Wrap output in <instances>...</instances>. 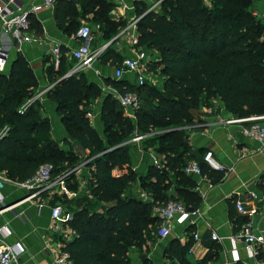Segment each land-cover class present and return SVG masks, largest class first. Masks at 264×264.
I'll return each instance as SVG.
<instances>
[{
	"label": "trees",
	"instance_id": "1",
	"mask_svg": "<svg viewBox=\"0 0 264 264\" xmlns=\"http://www.w3.org/2000/svg\"><path fill=\"white\" fill-rule=\"evenodd\" d=\"M254 1L161 0L157 9L147 12L144 3L135 1L139 18L134 47L156 53L152 60L146 59V70L149 62L148 68L162 77V83L138 85L102 77L104 85L118 93L137 95L134 119L84 71L67 75L72 63L69 48L60 45L57 64L51 55H43L44 73L52 84L45 95L56 105L65 133L63 143L75 141L91 153L85 163L86 194L71 199L54 194L49 201L51 206L62 204L64 213L71 214L63 231L54 235L70 264H132V252L148 250L157 237L161 221L152 215L155 206L178 200L187 210H196L200 204L196 193L178 190L177 197L166 193L171 175L184 177L188 161H196L201 175L211 183L224 177L225 171L209 167L201 150L192 148L184 127L194 123L196 110L211 106L213 100L222 101L232 118L264 115V20L255 15ZM114 7V0H55V25L63 35L76 37L81 21L90 19L97 28L94 33L104 41L111 40L126 25L125 19H112ZM28 18L31 29L41 35V24L32 14ZM114 41L97 56L101 65H121L123 55L113 46ZM38 85L21 52L7 73L0 72V129H6L0 138V173L17 182L31 178L44 163L52 166L54 177L79 164L72 148L63 149L52 136L39 98L32 99ZM99 99L102 134L90 119ZM136 136L162 156L141 177L130 160L131 140ZM64 181L69 191L77 190L74 172ZM137 181L151 201L133 192ZM258 187L264 194V173ZM233 217L238 229L248 220ZM189 248V242L174 239L164 252L180 264H191L186 259ZM257 258L264 262L263 255Z\"/></svg>",
	"mask_w": 264,
	"mask_h": 264
},
{
	"label": "crops",
	"instance_id": "2",
	"mask_svg": "<svg viewBox=\"0 0 264 264\" xmlns=\"http://www.w3.org/2000/svg\"><path fill=\"white\" fill-rule=\"evenodd\" d=\"M20 2L29 5L30 3L39 4L41 0H20ZM134 2L133 0H114L115 7L111 11L112 19H125L128 26L131 18L136 16ZM253 10L255 15L264 20L263 0H255ZM32 15L42 26L41 35H37L34 31L35 35L41 38L40 42L23 43L19 50H15L10 38L0 32V45L8 49L9 54L5 73L8 72L9 65L17 53L21 52L37 77L39 84L36 89L39 93L37 98L44 107L42 114L49 117L52 136L63 149L71 147L77 155L81 153L86 156L88 149L82 150L79 143L75 141L69 144L63 143L65 133L60 123V116L56 114V105L50 102L45 95V91L52 84L44 73L42 62L45 50L50 44L58 43L73 50L78 45V39L75 36H65L57 29L53 16V4L44 5L41 10ZM127 32L128 34L136 33V30L129 29ZM125 37H127L126 34L113 39L115 40L113 46L120 54L125 56L131 53L128 56H132L137 48L133 47L131 51L130 45L119 46L121 41H125ZM101 46L103 45L98 44V47ZM70 69L71 67L68 68V73ZM113 69L114 66L101 65L97 62L94 68L84 72L103 90H112L113 88L104 85L102 77H111ZM121 80L133 84L134 76L126 75ZM211 103L209 107L202 106L196 110L194 123L185 126L184 129L189 131V143L192 148L200 149L201 156L207 150L212 151L217 162L225 167V175L220 181L211 183L202 175L185 174L184 177H177L172 174L171 184L166 190L167 195L177 197L178 190L196 193L200 197L198 214L193 216L192 224L174 220L171 223L170 236L163 239L156 237L154 242L149 243L148 250L133 251L132 264H143L144 260L149 261V264H180L164 252L169 242L174 239L181 244L190 243L186 259L191 264H264L258 258L249 256L242 240L236 238L240 229H238L239 225L236 227L234 224L236 219L233 217L235 214L242 220L249 219L245 212L239 213L236 210V202H241L246 211L255 207L256 213L251 217L254 228L264 234V194L258 187L259 178L264 173V144L242 134L244 122H228L232 114L224 108L222 101L213 100ZM90 118L93 119L95 123L93 126L98 132V128L103 130L99 110ZM130 160L138 176L141 177L147 167L156 166L155 160L161 161L162 156L141 142L134 144L130 149ZM74 173L77 180L82 182L78 189L69 191L65 188L54 194L66 195L69 199L85 194L88 167L84 163L78 164ZM5 178L0 188V195L3 198L0 202V227L5 226L8 230V235L4 239L6 243L18 242L23 247V253L14 264H56L55 246L57 242L54 235L59 233H54L51 228L53 221L50 218L51 205L49 203L54 194L52 195L49 191L29 197L30 193L21 188L17 181L6 176ZM132 187L135 189L134 192L144 197L145 200L151 201V197L146 195L138 181ZM251 193H254L255 197H252ZM152 215H154L153 210ZM195 232L199 234L198 239L193 237ZM213 233L219 236L217 240L212 238ZM232 236H235L234 241L230 238ZM67 237L71 238L69 232H67ZM233 249L237 251V259H234L232 255ZM141 256L146 257L142 259Z\"/></svg>",
	"mask_w": 264,
	"mask_h": 264
},
{
	"label": "built area",
	"instance_id": "3",
	"mask_svg": "<svg viewBox=\"0 0 264 264\" xmlns=\"http://www.w3.org/2000/svg\"><path fill=\"white\" fill-rule=\"evenodd\" d=\"M144 3L147 6V11L155 10L159 7L161 0H133ZM55 0H41L39 4L30 3L29 5L20 2V0H0V32L10 38L13 43L12 46L15 50L20 49V45L23 43H37L40 42L41 38L36 36L34 30L31 29L30 21L28 18L29 14L35 13L42 9L44 5H52ZM264 3V0H263ZM139 17L133 16L130 20V24L123 28L128 31L129 29H135L136 22ZM129 42L134 47L137 43L136 33L133 32L129 34ZM76 37L78 39V45L73 50H70L68 58L70 61L74 62L75 66L68 73V75L73 74L78 71H85L87 69L94 68V63L99 53L106 47L102 46L98 49H93L92 47V32L87 24L80 26ZM46 54L51 55L55 64L58 63V57L60 53V44L52 43L46 50ZM8 49H5L0 45V72L6 71L8 67ZM146 52L141 48H137L134 55L127 56L123 58L121 65L114 67L113 69V79L121 80L126 75H133V84L141 85L146 79ZM120 102L124 114L132 119L135 118V111L139 107V100L135 93L124 92L118 93L115 89L110 90ZM34 96L32 99L37 98ZM32 99L28 100L26 103H30ZM229 123L234 122H249V126L242 127V134L252 140L264 144V115L251 116L242 119L231 118ZM6 129H0V138L5 134ZM140 136H136L138 138ZM203 161L212 169L224 171L225 167L218 163L215 159L213 152L210 150L205 151L203 154ZM154 164L158 165L155 160ZM183 172L186 175H198L201 176L200 165L192 160L188 161ZM71 171H64L62 174L54 177L52 176V166L50 164L44 163L38 167L34 175L25 180L24 182H18V185L27 190L30 195L29 197L36 196L41 192H49L53 189L61 186V189H65L64 179ZM5 176L0 173V188L3 186L5 181ZM252 197H255L254 193H251ZM3 198L0 195V202ZM236 210L239 213H246L249 217L240 227L239 232L236 234V238H239L243 242L244 249L249 256L257 258L259 255L264 256V234L256 228H254V223L252 216L256 213V208H252L246 211L241 202H236ZM198 209L189 211L187 210L185 204L178 200H169L168 202L155 206L153 208V213L156 215L160 221L161 225L157 232V238L163 239L171 234V223L174 220H178L180 223L189 222L192 224L193 216L198 214ZM70 213H64L61 205L56 204L51 206L50 218L53 221L52 230L54 233H61L63 231V223L70 219ZM8 235V230L5 226L0 227V264H14L17 262L19 256L23 253V247L18 242L6 243L4 241L5 237ZM194 239L199 238L198 233L193 234ZM212 238L217 240L219 236L216 233L212 234ZM234 241L235 236L230 237ZM55 249L57 251V256L55 258L56 264H70L68 260V254L61 250L59 243L57 242ZM232 255L234 259H237L236 249L232 250Z\"/></svg>",
	"mask_w": 264,
	"mask_h": 264
},
{
	"label": "rangeland",
	"instance_id": "4",
	"mask_svg": "<svg viewBox=\"0 0 264 264\" xmlns=\"http://www.w3.org/2000/svg\"><path fill=\"white\" fill-rule=\"evenodd\" d=\"M207 1H209V0H207ZM135 3V2H134ZM83 24H87L89 27H90V29H91V32H92V36H94V39H92V47H93V49H98L99 47H98V44L100 45H103V46H105L106 45V47L108 46L107 44L111 41V40H113V39H115V38H118V37H120V36H122V35H124V34H126V36L127 37H125L126 39H125V41H126V43H125V41L123 40V41H121L120 43H119V46L121 47L122 45H126V46H128V45H130V48H131V51H132V48H133V46L131 45V43L129 42V38H130V36H129V34H128V32H127V30L125 29V31H123V28L124 27H126V25L118 32V34L115 36V37H113L111 40H103V39H101L100 38V34L99 33H94V32H96V30H97V28H96V26L92 23V22H90V19H83L82 21H81V25H83ZM80 25V26H81ZM93 38V37H92ZM95 40V41H94ZM125 43V44H124ZM102 47V46H101ZM105 47V48H106ZM104 48V49H105ZM146 52V56H147V60L148 61H150V60H152L153 58H155V56H156V53H151V52H148V51H145ZM131 53H129V54H126L125 56L123 55V58H125V57H127L128 55H130ZM70 61V60H69ZM72 62V61H71ZM149 63V62H148ZM147 63V70L145 71V74H146V79H145V82H147V83H150V84H152V85H157V86H160L161 85V83H162V77L157 73V72H153V71H151L149 68H148V64ZM95 64H97V61L94 63V65ZM75 66V64H74V62H72L71 63V69H70V71L73 69V67ZM68 74V73H67ZM113 77V74H112V76H111V78ZM50 87H48L47 88V90L49 89ZM46 90V91H47ZM110 89H104L103 90V92L104 93H107V92H110L109 91ZM36 93H35V95L34 96H38V94L39 93H37V91H35ZM99 104H100V99H99V101L98 102H96L93 106H92V111L90 112L92 115H93V113H95L97 110H99ZM57 114V113H56ZM58 115V114H57ZM59 116V115H58ZM91 119V118H90ZM61 123V122H60ZM91 123H92V125H94L95 126V123L93 122V119H91ZM99 129V132H100V134H102V132H103V130L101 129V128H98ZM144 141V139H143V137H138V138H132V140H131V146H133L134 144H136V143H141V142H143ZM83 149H85V148H83L82 147V150ZM91 155V153H90V151L88 150V152H87V154H86V156H83L81 153H79V164H81V163H86L87 162V160H88V158H89V156ZM77 168V166L75 167V168H73V169H67V170H65V171H71V172H74L75 171V169ZM84 183V182H83ZM80 184H82V182L81 181H79L78 180V183H77V185L76 186H73L74 187V189H78V187L80 186ZM64 186H65V188H66V184L64 183ZM67 189V188H66ZM62 189H61V186H59V187H57V188H55V189H53L52 191H51V194L53 195L56 191L57 192H60ZM135 191V189H133V192ZM85 194H86V189H85ZM84 194V195H85ZM84 195H82V196H80V197H83ZM139 195V194H138ZM137 197H142V196H137ZM79 198V197H78ZM142 198H144V197H142ZM61 205V207H62V204H60ZM65 206L64 207H62V210H63V212L65 211Z\"/></svg>",
	"mask_w": 264,
	"mask_h": 264
},
{
	"label": "water",
	"instance_id": "5",
	"mask_svg": "<svg viewBox=\"0 0 264 264\" xmlns=\"http://www.w3.org/2000/svg\"><path fill=\"white\" fill-rule=\"evenodd\" d=\"M112 42H113V40H111L107 45L111 44ZM67 75H68V74H67ZM233 117H234V119H237V118H238L237 115H234ZM145 257H146V256H141L142 259H145Z\"/></svg>",
	"mask_w": 264,
	"mask_h": 264
}]
</instances>
